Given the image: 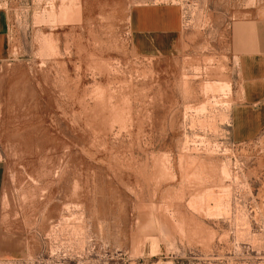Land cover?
<instances>
[{
	"label": "rangeland",
	"instance_id": "374dc122",
	"mask_svg": "<svg viewBox=\"0 0 264 264\" xmlns=\"http://www.w3.org/2000/svg\"><path fill=\"white\" fill-rule=\"evenodd\" d=\"M178 5L143 55L135 6ZM0 264H264V133L237 143L232 23L264 0H0Z\"/></svg>",
	"mask_w": 264,
	"mask_h": 264
},
{
	"label": "crops",
	"instance_id": "0c3cea01",
	"mask_svg": "<svg viewBox=\"0 0 264 264\" xmlns=\"http://www.w3.org/2000/svg\"><path fill=\"white\" fill-rule=\"evenodd\" d=\"M232 23L239 49L240 94L230 118V134L237 143L264 133V16L247 14ZM182 11L178 5L135 6L131 11L133 46L143 55H173L182 44ZM7 21L0 7V62L9 57ZM2 185L0 184V193Z\"/></svg>",
	"mask_w": 264,
	"mask_h": 264
}]
</instances>
